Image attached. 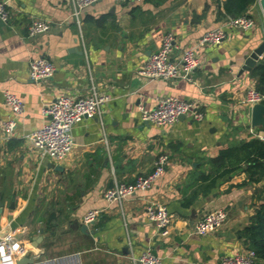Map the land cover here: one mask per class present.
Here are the masks:
<instances>
[{
	"label": "crops",
	"instance_id": "0c3cea01",
	"mask_svg": "<svg viewBox=\"0 0 264 264\" xmlns=\"http://www.w3.org/2000/svg\"><path fill=\"white\" fill-rule=\"evenodd\" d=\"M223 1L101 0L83 10L78 23L73 0H0L10 11L9 22L0 21V244L7 242L11 255L3 258L0 252V264L41 252L35 264H135L133 258L146 249L161 257V264H221L222 257L247 247L242 233L261 203L264 182L249 183L239 169L204 194L208 182L202 177L216 172L221 150L264 135V128L251 126L245 104L254 79L251 71L241 73L246 56L264 42L260 5L248 10L255 18L251 30L231 31L221 45L198 49L200 66L192 81L137 74L167 33L181 47L177 55L206 31L223 27L228 21ZM35 17L51 28L30 38ZM37 56L56 66L47 83L29 78V60ZM93 85L110 101L101 119L86 117L72 129V151L54 164L27 135L46 122L45 105L61 95L84 97ZM5 91L25 104L9 138L3 129L12 116ZM167 96L196 103L204 120L180 117L169 127L143 122L139 107H154ZM162 154L169 163L152 187L121 204L104 199L115 182L133 183L152 172ZM151 203L165 205L172 215L168 236L147 219ZM91 209L101 212L86 225L83 215ZM216 209L226 210L225 224L199 236L197 223Z\"/></svg>",
	"mask_w": 264,
	"mask_h": 264
},
{
	"label": "built area",
	"instance_id": "2783aa9c",
	"mask_svg": "<svg viewBox=\"0 0 264 264\" xmlns=\"http://www.w3.org/2000/svg\"><path fill=\"white\" fill-rule=\"evenodd\" d=\"M101 0H73L74 17L80 23V16L84 9ZM124 2L139 0H122ZM257 0L256 4H259ZM10 11L7 2H0V21L8 23ZM255 26V19L248 11L246 14L228 18L223 27L206 31L196 45L180 50L173 33H167L162 40V45L156 52H153L138 70V75L147 79L172 80L183 78L192 81L195 69L200 66L197 57L199 48L207 45L219 46L234 30L248 31ZM51 28L49 21L42 18H33L28 27V37L35 38L47 33ZM56 66L48 57L37 56L29 60L28 75L35 83H47L54 77ZM110 101L107 93L100 92L97 86L93 85L88 95L76 97L61 95L51 103L43 107L46 122L39 129L33 131L27 138L32 146L44 157L54 164H59L68 158L73 149L74 141L72 129L84 118L102 117V107ZM264 95L255 87L250 85L245 90V104L251 109L256 104H262ZM4 103L10 109L12 116L3 121V129L6 137H11L17 127V119L25 112L24 101L16 94L5 91ZM140 118L147 124L157 127H169L174 125L181 116L188 117L193 121L204 120V113L199 110L198 105L192 101L180 99L175 96H167L157 101L154 107L140 106ZM257 138L264 141V135L258 134ZM169 163L167 154L160 155L154 165L152 172L141 175L133 183H118L107 188L104 199L109 203L121 204L123 200L138 192H144L152 187L164 174ZM99 209L88 210L83 215V222L86 225L93 224L100 215ZM146 217L155 223L158 234L168 236L170 233L172 215L163 204L151 203L146 207ZM228 214L225 209H216L207 212L197 223L196 233L199 236H208L220 229L226 222ZM0 252L3 258H10L7 242L0 244ZM258 260L256 252L251 248H243L232 254L222 257L221 264H256ZM135 264H161L162 259L151 249H146L139 257H134Z\"/></svg>",
	"mask_w": 264,
	"mask_h": 264
},
{
	"label": "trees",
	"instance_id": "16d2710c",
	"mask_svg": "<svg viewBox=\"0 0 264 264\" xmlns=\"http://www.w3.org/2000/svg\"><path fill=\"white\" fill-rule=\"evenodd\" d=\"M256 2L257 0H224L222 14L226 18L232 14L235 17L244 15ZM250 75L254 79L255 87L264 95V57L257 62ZM214 161L217 166L216 172L202 177V181L208 182V188L202 189L204 194L210 191V187L216 184L217 180L239 169L246 172L249 183L264 182V141L259 138L251 137L240 145H232L221 150ZM189 201L184 202V205H189ZM242 236L246 246L256 252L258 260L264 261V195Z\"/></svg>",
	"mask_w": 264,
	"mask_h": 264
},
{
	"label": "water",
	"instance_id": "95a60500",
	"mask_svg": "<svg viewBox=\"0 0 264 264\" xmlns=\"http://www.w3.org/2000/svg\"><path fill=\"white\" fill-rule=\"evenodd\" d=\"M259 5L264 13V0H260ZM234 18L235 15L232 14L230 16ZM264 57V42L261 43L256 49H254L250 54H248L245 58L244 65L242 66L241 73L243 71H251L257 62ZM185 116H181L183 118ZM251 126L253 128L262 127L264 128V104H256L251 109ZM48 161V159H46ZM51 166V165H50ZM41 234H44V231L41 230ZM42 242V239H41ZM40 242V243H41ZM37 247V246H36ZM43 253H37L31 255L30 257H23L22 259L18 260L17 264H35L38 261Z\"/></svg>",
	"mask_w": 264,
	"mask_h": 264
},
{
	"label": "rangeland",
	"instance_id": "374dc122",
	"mask_svg": "<svg viewBox=\"0 0 264 264\" xmlns=\"http://www.w3.org/2000/svg\"><path fill=\"white\" fill-rule=\"evenodd\" d=\"M254 18V17H253ZM255 19V18H254ZM257 264V263H256Z\"/></svg>",
	"mask_w": 264,
	"mask_h": 264
}]
</instances>
